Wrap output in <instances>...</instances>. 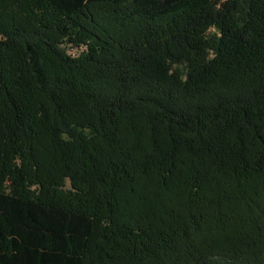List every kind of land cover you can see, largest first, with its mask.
<instances>
[{"label":"trees","instance_id":"16d2710c","mask_svg":"<svg viewBox=\"0 0 264 264\" xmlns=\"http://www.w3.org/2000/svg\"><path fill=\"white\" fill-rule=\"evenodd\" d=\"M0 264H264V0H0Z\"/></svg>","mask_w":264,"mask_h":264},{"label":"rangeland","instance_id":"374dc122","mask_svg":"<svg viewBox=\"0 0 264 264\" xmlns=\"http://www.w3.org/2000/svg\"><path fill=\"white\" fill-rule=\"evenodd\" d=\"M71 52H72V53H75V52H76V50H71Z\"/></svg>","mask_w":264,"mask_h":264}]
</instances>
